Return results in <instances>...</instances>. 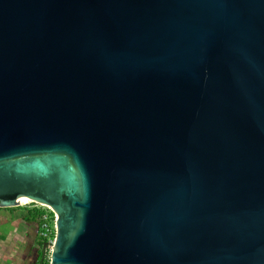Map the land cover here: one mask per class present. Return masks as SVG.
Here are the masks:
<instances>
[{
    "label": "water",
    "instance_id": "95a60500",
    "mask_svg": "<svg viewBox=\"0 0 264 264\" xmlns=\"http://www.w3.org/2000/svg\"><path fill=\"white\" fill-rule=\"evenodd\" d=\"M29 201L49 264H264V0H0V208Z\"/></svg>",
    "mask_w": 264,
    "mask_h": 264
},
{
    "label": "crops",
    "instance_id": "0c3cea01",
    "mask_svg": "<svg viewBox=\"0 0 264 264\" xmlns=\"http://www.w3.org/2000/svg\"><path fill=\"white\" fill-rule=\"evenodd\" d=\"M37 219L25 208H0V264H42Z\"/></svg>",
    "mask_w": 264,
    "mask_h": 264
},
{
    "label": "built area",
    "instance_id": "2783aa9c",
    "mask_svg": "<svg viewBox=\"0 0 264 264\" xmlns=\"http://www.w3.org/2000/svg\"><path fill=\"white\" fill-rule=\"evenodd\" d=\"M23 206L37 219V234L45 253V259L42 264H49V255L54 243L56 231L55 212L47 205L31 201L28 204H23Z\"/></svg>",
    "mask_w": 264,
    "mask_h": 264
},
{
    "label": "rangeland",
    "instance_id": "374dc122",
    "mask_svg": "<svg viewBox=\"0 0 264 264\" xmlns=\"http://www.w3.org/2000/svg\"><path fill=\"white\" fill-rule=\"evenodd\" d=\"M16 208H25L23 205H20V206H18V207H16Z\"/></svg>",
    "mask_w": 264,
    "mask_h": 264
},
{
    "label": "trees",
    "instance_id": "16d2710c",
    "mask_svg": "<svg viewBox=\"0 0 264 264\" xmlns=\"http://www.w3.org/2000/svg\"><path fill=\"white\" fill-rule=\"evenodd\" d=\"M28 213H29L30 215H32L29 211H28Z\"/></svg>",
    "mask_w": 264,
    "mask_h": 264
},
{
    "label": "bare ground",
    "instance_id": "6f19581e",
    "mask_svg": "<svg viewBox=\"0 0 264 264\" xmlns=\"http://www.w3.org/2000/svg\"><path fill=\"white\" fill-rule=\"evenodd\" d=\"M30 202V201H29Z\"/></svg>",
    "mask_w": 264,
    "mask_h": 264
}]
</instances>
